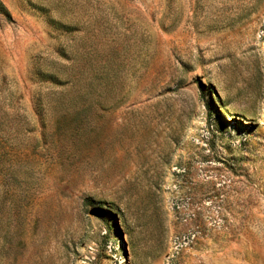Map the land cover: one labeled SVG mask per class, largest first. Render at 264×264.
<instances>
[{
    "label": "rangeland",
    "instance_id": "rangeland-1",
    "mask_svg": "<svg viewBox=\"0 0 264 264\" xmlns=\"http://www.w3.org/2000/svg\"><path fill=\"white\" fill-rule=\"evenodd\" d=\"M0 264H264V0H0Z\"/></svg>",
    "mask_w": 264,
    "mask_h": 264
}]
</instances>
